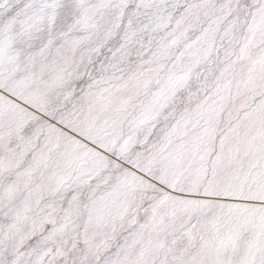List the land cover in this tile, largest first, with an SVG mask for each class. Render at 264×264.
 Returning a JSON list of instances; mask_svg holds the SVG:
<instances>
[{
	"label": "snow or ice",
	"instance_id": "1",
	"mask_svg": "<svg viewBox=\"0 0 264 264\" xmlns=\"http://www.w3.org/2000/svg\"><path fill=\"white\" fill-rule=\"evenodd\" d=\"M0 264H264V0H0Z\"/></svg>",
	"mask_w": 264,
	"mask_h": 264
}]
</instances>
